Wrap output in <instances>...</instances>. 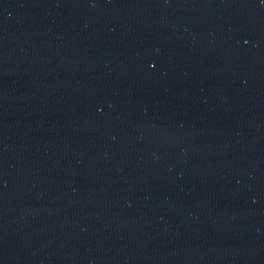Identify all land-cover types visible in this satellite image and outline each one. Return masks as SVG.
<instances>
[{"label":"water","instance_id":"water-1","mask_svg":"<svg viewBox=\"0 0 264 264\" xmlns=\"http://www.w3.org/2000/svg\"><path fill=\"white\" fill-rule=\"evenodd\" d=\"M0 264H264V0H0Z\"/></svg>","mask_w":264,"mask_h":264}]
</instances>
